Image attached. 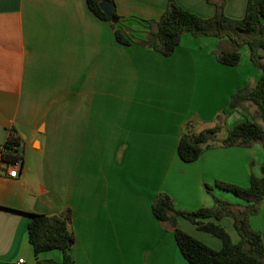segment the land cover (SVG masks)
Returning a JSON list of instances; mask_svg holds the SVG:
<instances>
[{
    "label": "crops",
    "instance_id": "0c3cea01",
    "mask_svg": "<svg viewBox=\"0 0 264 264\" xmlns=\"http://www.w3.org/2000/svg\"><path fill=\"white\" fill-rule=\"evenodd\" d=\"M113 1L119 25L139 38L145 21L157 20L167 4ZM174 1L209 18L219 0ZM246 1L223 0V11L241 19ZM114 36L111 23L85 0H0V155L12 130L23 150L21 166L0 157V264H36L30 213L68 209L73 264H188L172 230L151 211L156 195L168 194L180 210L212 207V196L243 206L215 181L247 187L251 172L260 175L264 148L258 143L216 145L191 162L177 152L185 128L197 132L218 123L227 131L250 119L247 103L228 108L230 96L252 89L261 75L245 46L236 66H224L214 52L230 48L225 38L184 33L166 57ZM14 167L18 174L11 177ZM232 221L219 223L237 242ZM249 223L264 244V206ZM176 226L221 248L219 238L184 218ZM61 257L50 249L37 259Z\"/></svg>",
    "mask_w": 264,
    "mask_h": 264
},
{
    "label": "trees",
    "instance_id": "16d2710c",
    "mask_svg": "<svg viewBox=\"0 0 264 264\" xmlns=\"http://www.w3.org/2000/svg\"><path fill=\"white\" fill-rule=\"evenodd\" d=\"M113 5L111 22L100 8L101 2ZM212 4L211 0H206ZM87 8L99 19L111 23L114 38L124 45L137 44L151 48L164 56L173 53L185 33L192 36L225 38L230 48L218 49L215 60L224 66H236L241 60L239 48L245 46L249 52L250 62L261 69V75L252 89H237L228 101V108L235 109L245 103L255 105L261 122L246 119L237 122L227 129L222 140L217 139L221 125H215L192 132L190 128L180 133L177 140V152L182 162L196 160L205 149L220 145L222 147L242 146L245 148L258 143L264 148V0H247L245 13L241 19L226 16L223 11V0L214 2L215 11L205 18L185 10L174 0H167L166 8L157 20H147V31L143 38H133L128 28L120 26L122 17L117 13L113 0H85ZM23 150L20 138L14 130L10 132L1 150V161L5 164H22ZM247 187L215 181L222 189L232 192L244 200L238 206L212 196L213 206L195 210L176 209L172 198L159 192L151 202V211L161 224L171 229L175 243L181 256L188 264H264V244L258 230L250 226V217L256 214L260 206H264V163L260 165V175L250 173ZM70 210L60 215L30 213L27 223L28 241L36 256V264H44L37 259L38 255L50 249H58L62 253L61 261L47 260L46 264H73L70 253L74 234L68 228ZM178 217L194 224L200 231L210 233L220 239L221 248L214 249L176 226ZM225 217L233 219L232 224L239 236L233 242L228 232L220 225Z\"/></svg>",
    "mask_w": 264,
    "mask_h": 264
},
{
    "label": "rangeland",
    "instance_id": "374dc122",
    "mask_svg": "<svg viewBox=\"0 0 264 264\" xmlns=\"http://www.w3.org/2000/svg\"><path fill=\"white\" fill-rule=\"evenodd\" d=\"M121 22V21H120ZM136 38V39H138L139 37L138 36H136V35H133V38ZM239 51L242 53V55H244L245 56V54H244V52H243V46L241 47V48H239ZM244 58V57H243ZM258 68V67H257ZM260 69V68H259ZM258 69V70H259ZM261 70V69H260ZM245 106V105H244ZM245 110H246V112L248 113V115L250 116V119H252V120H254V121H256V122H261L262 120H261V118H260V116H259V114H258V111H257V109H256V107H255V105H253V104H251V103H247L246 104V106H245ZM226 134V131L224 130V128H223V126L221 125V127H220V130L218 131V133H217V139H221V138H223L224 136H226L225 135ZM33 160V157H31V156H28V161L30 162V161H32ZM224 226V225H223ZM202 234H205V233H202ZM44 264H45V262H43Z\"/></svg>",
    "mask_w": 264,
    "mask_h": 264
},
{
    "label": "water",
    "instance_id": "95a60500",
    "mask_svg": "<svg viewBox=\"0 0 264 264\" xmlns=\"http://www.w3.org/2000/svg\"><path fill=\"white\" fill-rule=\"evenodd\" d=\"M100 8L102 9V11L104 12V14L107 17H110V20L112 22H116L117 21V17H112L111 16V13H112V10H113V5L111 3L103 1V2L100 3ZM45 264H46V262H45Z\"/></svg>",
    "mask_w": 264,
    "mask_h": 264
},
{
    "label": "built area",
    "instance_id": "2783aa9c",
    "mask_svg": "<svg viewBox=\"0 0 264 264\" xmlns=\"http://www.w3.org/2000/svg\"><path fill=\"white\" fill-rule=\"evenodd\" d=\"M16 164L18 165L19 163H16ZM8 173H9V176L14 177L18 174V169L16 167H14L13 170L12 169L9 170ZM20 263H22V260L18 261V264H20Z\"/></svg>",
    "mask_w": 264,
    "mask_h": 264
}]
</instances>
